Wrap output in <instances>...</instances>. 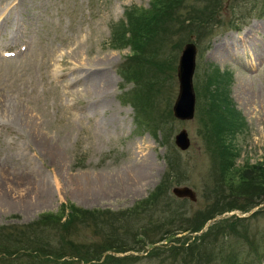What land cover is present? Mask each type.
I'll return each mask as SVG.
<instances>
[{
  "label": "rangeland",
  "instance_id": "rangeland-1",
  "mask_svg": "<svg viewBox=\"0 0 264 264\" xmlns=\"http://www.w3.org/2000/svg\"><path fill=\"white\" fill-rule=\"evenodd\" d=\"M186 4L199 23L168 30L160 59L173 58L170 69L127 79L123 71L135 59L110 37L130 9L148 10L149 0H0V245L41 215L62 211L66 222L71 205L125 213L164 182L157 203L140 214L35 233L51 254H63L58 263L21 252L12 261L1 254L0 264H95L77 259L85 256L83 245L96 255L108 239L127 251L106 250L98 261L264 264V189L231 196L233 181L218 180L220 160L236 182L264 173V0ZM186 43L196 48L195 113L181 122L170 110ZM89 71L110 77L104 92L85 91ZM148 83L157 89L138 110L132 98ZM208 116L216 129L205 138ZM180 130L189 139L185 152L173 146ZM144 164L149 174L138 187L119 183ZM178 187L190 188L196 200L174 198Z\"/></svg>",
  "mask_w": 264,
  "mask_h": 264
},
{
  "label": "trees",
  "instance_id": "trees-1",
  "mask_svg": "<svg viewBox=\"0 0 264 264\" xmlns=\"http://www.w3.org/2000/svg\"><path fill=\"white\" fill-rule=\"evenodd\" d=\"M188 0H149V8L148 10H141V9H130L126 15V23L122 24V22L119 23V27L117 31H115L110 39L112 41H115L116 43H120L121 47L124 49L130 50L131 55H133V59L135 60H129L134 61V63L131 65L130 62L128 64V69L123 71L125 77L127 79H137L138 76H140V73H142V70H145L143 72H149L150 70H166L169 66V69L172 65V59H160L162 52V47L166 43V36L170 35L168 33V30L171 28H177L182 30L190 28L191 26L189 24L193 23H199L198 19L193 20V16H189L192 14V9L189 12L188 8H186ZM126 11V10H125ZM210 15L209 13L200 15L199 18L203 21L204 18H207V16ZM122 24V25H121ZM120 30V31H119ZM174 30V29H173ZM173 34V33H172ZM166 35V36H165ZM169 37V36H168ZM158 56V57H157ZM157 57V58H156ZM174 60V59H173ZM146 63V67L143 65ZM141 68V71L138 70ZM139 72V73H138ZM154 83H148L144 93H141V95H135L132 100L137 104V109L140 110L139 105L145 104L147 105V101L151 102L153 96L152 90H156ZM152 93V94H151ZM149 95V96H148ZM143 102L141 103V101ZM216 102H211L209 104L210 110L215 109L217 104H214ZM206 124H204V137L210 138L213 133L212 131L214 128L216 129V122L212 119L211 116H208L206 118ZM221 123L219 122V125ZM231 121L228 122V124H225L223 132L226 130L227 126L230 127ZM218 125V126H219ZM219 128V127H218ZM219 133H222V129H219ZM216 136V135H215ZM222 150V149H221ZM213 152V151H212ZM231 161V160H230ZM230 165H227L224 163V160H220L218 164V176H219V184L222 185L224 183L231 184L230 182L233 181L230 186L231 189V196L237 195V194H243L248 195L252 194V196H258L260 191H263L264 189V173L261 170H257L256 176H259L254 179V181H250V178L248 180L243 179V181H234L232 180L233 177L229 175L230 172ZM229 175V176H228ZM255 176V177H256ZM164 182H161L156 189H154L153 193L149 194L146 197V200L143 202L136 203L131 209L127 210L125 213H108L107 211H95L92 210L90 212L87 211H80L76 208H74L72 205L67 208L68 212V219L64 223H60V220L63 218L62 211H60L59 214L56 215H41L39 216L38 220L32 224H28V226H25L21 229L14 230L13 232H10L9 235H7L6 239H10L12 241L11 244H2L0 245V255H4V258H7L8 260L12 259L13 256H16L18 253H26L27 257L29 255L31 256V253L34 254L36 257H47L49 259H52L51 261L46 260V263H58L61 259L63 254L54 253L51 254V247L47 245L46 242L38 243L35 239L36 235L35 233L40 231H43L44 228H68L67 230L70 232L72 229L76 230V224L78 225H84V227H89V222L93 220H97L99 223H102L104 219L106 218L108 220L109 218L116 219V220H124L125 216L129 215H136L140 214V212H144L147 210L149 206H152L157 203V199L161 196L162 190L164 187H162ZM233 192L235 194H233ZM231 197L230 199H232ZM234 209L230 206H227V208H224V210H231ZM237 209V208H236ZM249 209V208H244ZM241 209V210H244ZM140 211V212H139ZM213 214L212 216H214ZM211 216V215H208ZM212 218V217H211ZM203 221L199 223L194 222L193 225L196 227L199 226V228L192 229V231H198L205 223L204 217H202ZM210 219V217L206 216V220ZM198 226H197V225ZM52 226V227H51ZM190 227V226H189ZM2 231H6L1 229ZM73 230V231H74ZM113 238V237H112ZM5 239V240H6ZM115 241H111V239L107 240V246L104 245H98L96 249V255H95V249H90L91 247L88 244H84L83 246V255L85 256L83 258H77L80 259V261L85 262H95V264H118L119 259H113L111 257H105L103 261H98L100 256L105 253L106 250H111L114 254L116 253H125L127 250L123 248H112V245ZM76 249V248H74ZM92 251L94 253H92ZM90 252L91 254H89ZM53 256V257H51ZM32 257V256H31ZM78 257V256H77ZM108 259V260H106ZM10 260V261H12ZM113 261V262H112ZM118 261V262H117Z\"/></svg>",
  "mask_w": 264,
  "mask_h": 264
},
{
  "label": "water",
  "instance_id": "water-1",
  "mask_svg": "<svg viewBox=\"0 0 264 264\" xmlns=\"http://www.w3.org/2000/svg\"><path fill=\"white\" fill-rule=\"evenodd\" d=\"M196 48L191 43L183 45L176 66L177 95L171 107L170 113L173 119L186 122L192 120L194 116L195 95L192 90V77L194 74ZM173 146L180 152H185L189 148V139L183 130L176 133L173 138ZM171 194L176 199H187L194 202L195 195L190 188H172Z\"/></svg>",
  "mask_w": 264,
  "mask_h": 264
},
{
  "label": "bare ground",
  "instance_id": "bare-ground-1",
  "mask_svg": "<svg viewBox=\"0 0 264 264\" xmlns=\"http://www.w3.org/2000/svg\"><path fill=\"white\" fill-rule=\"evenodd\" d=\"M89 73H90L89 74L90 78L87 81V86L85 89L86 92L88 91V92H92L94 94H98L99 92H102V91L104 92L109 87L110 77L108 75H106L105 73H96L94 71H89ZM138 148H140V147H138ZM149 169L150 168L148 167L147 164H144V167H142V165H140V167L135 168L133 173H130V175L129 174H127L125 176L121 175V178H119V183H121L125 187H129V188H130V185L138 187L141 182L145 181V178L149 174ZM96 188L97 187H95V189ZM86 192L89 193L90 191H88V189H87ZM6 202H8V201H6Z\"/></svg>",
  "mask_w": 264,
  "mask_h": 264
}]
</instances>
